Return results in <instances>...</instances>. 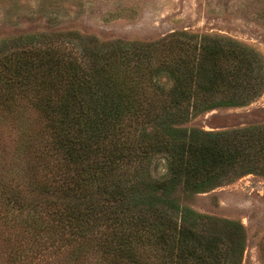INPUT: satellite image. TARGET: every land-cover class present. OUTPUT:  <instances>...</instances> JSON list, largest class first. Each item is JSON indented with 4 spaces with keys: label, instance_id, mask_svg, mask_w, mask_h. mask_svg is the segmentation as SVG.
<instances>
[{
    "label": "trees",
    "instance_id": "trees-1",
    "mask_svg": "<svg viewBox=\"0 0 264 264\" xmlns=\"http://www.w3.org/2000/svg\"><path fill=\"white\" fill-rule=\"evenodd\" d=\"M191 47L199 62L193 64L194 58L183 68L168 62L161 66L171 86L165 92L159 88L164 107L152 117L132 95V87L114 92L109 79L129 59L119 48L89 67L65 59L51 44L0 54L1 104L10 107L20 97L43 111L52 150L47 153L59 170L54 182L62 197L25 208L60 205L59 214L77 229L74 233L96 241L108 264L240 262L244 235L239 224L217 225L210 217L180 207L170 195L178 185L195 193L212 189L229 181L237 164L250 169L246 173L264 175V130L251 129L229 144L226 135L176 125L189 111L253 100L264 88L262 71L259 75L253 56L233 42L202 39ZM217 93L224 98L217 99ZM129 112L134 127L142 120L151 126L149 131L141 127L136 134L128 133L131 128L123 125V117ZM158 153L168 156L170 176L153 182L147 169ZM131 167L146 173L134 175L130 182L119 177V171ZM9 201L19 205L21 200L13 194Z\"/></svg>",
    "mask_w": 264,
    "mask_h": 264
},
{
    "label": "rangeland",
    "instance_id": "rangeland-1",
    "mask_svg": "<svg viewBox=\"0 0 264 264\" xmlns=\"http://www.w3.org/2000/svg\"><path fill=\"white\" fill-rule=\"evenodd\" d=\"M202 39L246 48L264 80V0H0V54L51 44L65 59L89 67L119 48L129 59L109 79L114 92L132 87L151 117L164 107L160 89L171 86L161 66L168 62L183 68L194 58L193 64L199 62L191 46ZM216 98L224 97L217 93ZM129 114L123 117V125L131 128L128 133L141 127L149 131L151 126L142 120L134 127ZM180 120L179 129L226 135L232 144L251 129L264 130V88L243 105L189 111ZM46 128L43 111L30 100L18 97L10 107L0 102V264H108L96 241L74 233L77 229L59 214L60 205L25 208L62 197L55 189L59 170L47 153L52 150ZM140 169L119 171V177L130 182L134 175H145ZM244 170L250 169L237 164L229 181L205 192L178 185L170 197L217 225L239 224L244 235L239 264H264V175ZM147 171L153 182L169 178L168 156L153 155ZM13 194L22 208L7 203Z\"/></svg>",
    "mask_w": 264,
    "mask_h": 264
}]
</instances>
